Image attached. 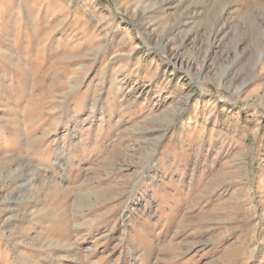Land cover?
I'll list each match as a JSON object with an SVG mask.
<instances>
[{
  "label": "rangeland",
  "instance_id": "rangeland-1",
  "mask_svg": "<svg viewBox=\"0 0 264 264\" xmlns=\"http://www.w3.org/2000/svg\"><path fill=\"white\" fill-rule=\"evenodd\" d=\"M0 264H264V0H0Z\"/></svg>",
  "mask_w": 264,
  "mask_h": 264
}]
</instances>
